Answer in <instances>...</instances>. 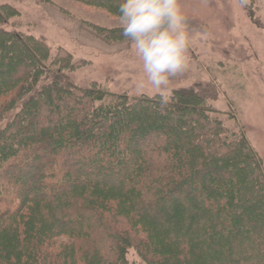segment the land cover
<instances>
[{
    "label": "trees",
    "instance_id": "16d2710c",
    "mask_svg": "<svg viewBox=\"0 0 264 264\" xmlns=\"http://www.w3.org/2000/svg\"><path fill=\"white\" fill-rule=\"evenodd\" d=\"M81 1L110 11L122 2ZM17 15L0 6V43L20 45L30 59L8 75L0 68V98L16 91L0 107V249L13 256L0 264H135L127 257L132 250L144 264H169L162 248L179 254L180 264H264V162L244 133L215 116L211 89L156 97L170 117L197 111L178 125L144 115L110 128V107L149 111L154 98L129 104L127 95L97 83L80 87L70 76L78 63L69 53L60 49L51 58L41 40L5 29ZM96 30L109 40L125 38L122 30ZM88 123L97 130L87 140ZM119 148L124 154H111ZM101 190L119 194L125 207L102 199ZM155 233L163 237L159 245ZM60 236L71 242H55Z\"/></svg>",
    "mask_w": 264,
    "mask_h": 264
},
{
    "label": "rangeland",
    "instance_id": "374dc122",
    "mask_svg": "<svg viewBox=\"0 0 264 264\" xmlns=\"http://www.w3.org/2000/svg\"><path fill=\"white\" fill-rule=\"evenodd\" d=\"M180 3L191 33L189 67L172 80L167 89L154 91L146 88L140 91L138 82L142 72L129 40H109L96 30L121 31L119 10L110 11L108 6L89 5L81 0H0V6L8 5L18 12L5 29L41 40L50 49L51 58L60 49L69 53L73 61L78 63L70 76L80 87L91 88L97 83L114 95H127L131 99L129 104L139 98H154L152 101L155 102L151 103L149 111H145L142 105H135L131 110L110 107V128L125 117H131L129 123L136 124L141 118L144 119V115L158 116L162 121L165 120L163 123L158 120L161 126L178 125L188 120L186 115L197 114V111L189 112L183 108L170 117L161 110L156 97L170 99L176 92L197 94L201 90L211 89L213 100L209 103L218 111L215 116L231 131L244 133L264 162V0H180ZM0 53V68L7 75L18 64L23 66L30 61L20 45L11 47L8 43L4 46L0 43ZM15 92L14 89L0 98V107ZM171 109L175 111L173 106ZM54 126L58 132L62 129L56 121L53 122ZM82 126L78 124L77 129L82 130ZM39 128L44 129V124L40 123ZM103 129H107L104 124ZM49 130L51 134L54 132L57 135L52 126ZM87 130L89 133L84 138L88 140L95 134L97 126L88 123ZM36 138L33 136L32 139ZM67 139H64L65 145H68ZM111 154L124 153L119 148ZM66 170L69 176L73 175L74 166L67 165ZM82 177L87 178L84 174ZM33 186L34 183L28 185L29 193ZM110 191L101 190L98 195L125 207L127 200ZM133 201L137 203L136 197ZM154 235L153 242L159 245L163 237L159 233ZM55 240L58 243L71 242L66 236ZM11 241L10 237H6L2 241L3 246L10 247ZM55 249L61 250L59 246ZM158 254L166 258L169 264H180V261H176L179 254H173L171 249L162 248ZM12 257L9 253L4 255L0 249V258L5 263H10ZM127 257L130 263L144 264L133 250Z\"/></svg>",
    "mask_w": 264,
    "mask_h": 264
},
{
    "label": "clouds",
    "instance_id": "9594fccd",
    "mask_svg": "<svg viewBox=\"0 0 264 264\" xmlns=\"http://www.w3.org/2000/svg\"><path fill=\"white\" fill-rule=\"evenodd\" d=\"M119 21L142 72L140 91L167 89L187 71L191 33L180 0H122Z\"/></svg>",
    "mask_w": 264,
    "mask_h": 264
}]
</instances>
